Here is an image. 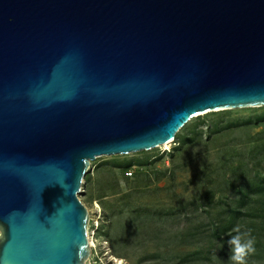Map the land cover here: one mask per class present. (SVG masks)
Segmentation results:
<instances>
[{"label": "water", "instance_id": "95a60500", "mask_svg": "<svg viewBox=\"0 0 264 264\" xmlns=\"http://www.w3.org/2000/svg\"><path fill=\"white\" fill-rule=\"evenodd\" d=\"M264 107V0H0V264H85L91 161Z\"/></svg>", "mask_w": 264, "mask_h": 264}, {"label": "rangeland", "instance_id": "374dc122", "mask_svg": "<svg viewBox=\"0 0 264 264\" xmlns=\"http://www.w3.org/2000/svg\"><path fill=\"white\" fill-rule=\"evenodd\" d=\"M260 124L264 125V107L208 113L191 119L166 149L91 161L78 195L87 210V234L93 246L85 264H181L183 254L197 247L216 253L230 249L206 239L187 240L186 234L210 235L201 208L217 215V197L211 193L218 191L224 175L230 179L226 186L233 188L222 207L239 208L234 203L242 200L239 187L252 181L247 174L230 176V171L238 168L240 154L256 143ZM240 212L245 216L233 222L236 235L256 240L250 231V223L256 222L246 207ZM190 221L189 229L184 224ZM192 264L232 262L228 258Z\"/></svg>", "mask_w": 264, "mask_h": 264}, {"label": "trees", "instance_id": "16d2710c", "mask_svg": "<svg viewBox=\"0 0 264 264\" xmlns=\"http://www.w3.org/2000/svg\"><path fill=\"white\" fill-rule=\"evenodd\" d=\"M262 119V118H261ZM258 118L256 119L257 122ZM224 127L219 129L223 130ZM257 128L260 129V132L256 134V143L253 147L249 148L244 153H241V160L239 159V166L236 170L230 171V176L235 175H249L251 184L245 186L243 184L239 189V195L242 196V200L236 201L234 203L238 204L239 208H230L227 209L223 206L224 198L228 192L231 193L233 186L231 184L229 187L226 185L229 184L230 179H227V176L222 177V181L219 184L218 191L211 193V196L217 197V203L215 208H217V215L211 216L208 211L201 208V211L206 219L207 226L209 228V236L206 234H195L189 232L186 234L187 240H196L200 243V240L206 239L207 242L213 243H224L228 244V240L231 236H235L237 231H234L233 222L242 219L245 214L240 212V207H246L247 215L250 216V219H254L256 224H251V232L256 234V252L254 255L248 257V264H264V138H259L264 134V125H258ZM218 130V131H219ZM219 131V132H220ZM231 178V177H229ZM246 198V199H245ZM247 201H245V200ZM191 221L185 223L184 225L187 228H191ZM240 230V229H237ZM191 231V230H190ZM231 256L230 249H224L219 253L213 252V250L208 249L206 246L197 247V250L193 252H186L183 254L181 259V264H192L197 261L203 262H226L227 259Z\"/></svg>", "mask_w": 264, "mask_h": 264}, {"label": "clouds", "instance_id": "9594fccd", "mask_svg": "<svg viewBox=\"0 0 264 264\" xmlns=\"http://www.w3.org/2000/svg\"><path fill=\"white\" fill-rule=\"evenodd\" d=\"M255 238H245L241 234L231 236L228 240L231 256L229 257L232 264H248V257L256 252Z\"/></svg>", "mask_w": 264, "mask_h": 264}, {"label": "bare ground", "instance_id": "6f19581e", "mask_svg": "<svg viewBox=\"0 0 264 264\" xmlns=\"http://www.w3.org/2000/svg\"><path fill=\"white\" fill-rule=\"evenodd\" d=\"M170 144H171V141H169V143H167V144L160 145L158 148L166 149V148H168V146H169ZM87 241H88L89 248L91 249V247H92V243L90 242L89 234H87ZM86 262H87V261H86Z\"/></svg>", "mask_w": 264, "mask_h": 264}, {"label": "built area", "instance_id": "2783aa9c", "mask_svg": "<svg viewBox=\"0 0 264 264\" xmlns=\"http://www.w3.org/2000/svg\"><path fill=\"white\" fill-rule=\"evenodd\" d=\"M127 176L128 177H131L132 176V172L131 171H129L128 173H127ZM93 247V246H92ZM90 257V256H89ZM89 259V258H88Z\"/></svg>", "mask_w": 264, "mask_h": 264}]
</instances>
